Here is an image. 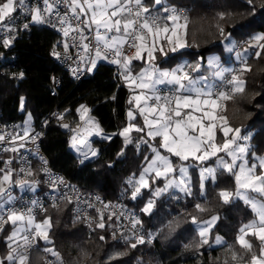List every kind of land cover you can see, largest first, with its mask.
<instances>
[{
  "label": "trees",
  "instance_id": "16d2710c",
  "mask_svg": "<svg viewBox=\"0 0 264 264\" xmlns=\"http://www.w3.org/2000/svg\"><path fill=\"white\" fill-rule=\"evenodd\" d=\"M144 4L149 9H159L148 0ZM167 4L186 9L189 23L185 49L167 55L157 53L155 61L162 68L173 69L185 61L196 65L201 60L205 62L213 53L225 60L224 43L229 38L235 39L242 50L243 46H250L255 36L264 35V0H251V4L248 0H167ZM217 25L223 28V34ZM57 40L54 31L36 25L29 36L17 40L8 51L0 48V54L16 56L18 71L23 73L21 80L11 79L1 74L0 68V110L7 121L24 123L30 114L32 123L37 124L55 107L61 110L70 108V119L78 122L77 109L87 105L104 134L112 139L97 142L99 157L81 164L69 150V135L50 126L43 145L53 169L110 199L123 194L127 203L138 212L141 222L148 229L158 231V241L155 251L147 245L131 248L132 242L113 238L109 225L89 234L82 224L72 222L70 206L65 204L59 210L49 209L38 219L51 218V243L39 239V247L32 253L30 264L37 260L43 264V257L48 254L43 252L45 247L59 252L63 264H109L108 258L115 252L125 254L110 264H141L147 256L154 264H251V255L259 256L260 241L254 236L247 237L253 245L249 253L240 247L237 237L241 234L240 228L254 221L256 215L244 202L231 198L225 203L219 195L221 191L235 195L237 184L233 173L219 170L215 179L206 182L203 192L199 169L193 167L190 169L191 195L177 199L173 193L167 192L155 197V186L163 182L158 181L140 197L132 198V190L125 181H132L140 175L152 155L151 149L159 147L158 143H149L145 131H133L127 143L120 135L130 123L139 127L143 124L139 117L134 122L129 121L133 92L122 79L116 78L114 65L99 61L95 72L77 85L51 55ZM253 50L247 60L252 70L243 77L245 91L228 100L223 112L229 126L241 128L242 134H251V160L264 156V50L259 58L255 52L260 49ZM53 74L63 79L59 96L51 94ZM173 161L176 166L181 164L179 158L174 157ZM149 199H154V207L145 213L142 209ZM213 216L218 219L212 225L211 239L198 247L201 238L196 224L211 221ZM193 217L196 223H193ZM10 232L8 226L0 237V258L9 252V244L4 239ZM101 236L105 239L100 240ZM217 236L223 242L213 247ZM234 252L237 253L236 260L232 258Z\"/></svg>",
  "mask_w": 264,
  "mask_h": 264
},
{
  "label": "snow or ice",
  "instance_id": "6c2138e0",
  "mask_svg": "<svg viewBox=\"0 0 264 264\" xmlns=\"http://www.w3.org/2000/svg\"><path fill=\"white\" fill-rule=\"evenodd\" d=\"M156 5H160L162 0H154ZM248 3L251 4V0H248ZM45 8L42 10L39 7L33 9L30 14L31 23H45L44 13H50L52 5L49 3V0H44ZM25 5V0H0V29H5L7 32L12 33L18 31L15 27V16L14 13L17 12L18 7L23 8ZM71 10L73 16L76 20L83 17L84 24L86 28L91 29L95 25L96 38L98 41L103 40L105 43V49L112 50L115 59L111 62L120 65L123 69L121 75L125 80H129L132 77L131 64L133 60H141L144 58V54L147 55V60L149 65H152V62L155 60V51H160L164 55L167 53L163 52V41H166L167 44L171 45L170 50L176 52L178 49L185 48L187 45L185 42L179 40L173 41V38L176 35L177 28H181L185 35L187 33V26L189 23V18L187 16L181 17L175 8L169 9L165 7L163 11L169 13L165 20L172 22V27L169 28L167 24L163 27L160 25L161 17L159 15H152L149 7L144 6L142 0H71ZM77 8L79 13H77ZM223 19V16L220 17ZM183 20V24H179L178 21ZM60 23L66 24L68 22L67 16L60 18ZM69 27H72L69 24ZM219 31L223 34V28L219 27ZM24 29L29 28V23L23 24ZM101 29L104 30L105 35L101 34ZM74 31L83 32V29L74 28ZM171 31L172 36H168L167 33ZM115 32L117 35L108 37L107 33ZM161 33L165 34L163 36V41L161 42L159 48L156 46V39L160 37ZM64 34L67 36V30H64ZM151 35L153 41L151 45L145 43L146 37ZM15 39L14 36L4 39L3 45L5 47L9 46L12 41ZM109 39L111 43H109ZM256 42V47L260 50L255 52V56L259 58L261 56V50H264V43H259L264 41V35H258L253 38ZM127 44L129 48H134V55H126L123 52V45ZM251 46V42H250ZM67 44L65 49H67ZM87 49V45L84 46ZM247 53V49H245ZM54 55L59 56L58 53H53ZM96 57L101 58V49L97 47ZM103 58H107L105 55ZM237 58L241 61V66L238 69H227L223 68L219 64L217 57H210L208 59V67L212 70L211 74L215 78L226 82L229 85L228 90L226 91H214V85L208 83L207 76H198L195 79L190 75L189 72H185L184 68L189 67L187 64L178 65L176 68L171 70H160L159 68L152 67L151 71L148 68L143 69L135 79L139 81V87L141 89H149L155 91L156 84L168 83L175 85V95L174 97H165V103L159 107H149L147 111L158 114L155 115L153 119L149 120L146 116L145 126L148 128L146 135L152 139L156 137H161L160 147L165 149L171 155L180 158V160L186 161L189 156H194L197 160L204 161L209 159L211 156H215L219 152H225L227 155L232 156V163H227L222 157L218 158V164L223 165V167L228 172H233V168L236 162V152L244 153L246 151L245 147L233 148V144L238 139L247 140L248 137H240L241 128H233L229 126L228 120L226 117L219 115L215 110H223L221 101L232 100L236 94H242L245 91L246 81L244 80V74L250 72L251 66L247 64V59L245 56H241L240 53H237ZM95 60L91 61L93 67H95ZM201 65L197 63L194 66V71H199ZM91 70V69H89ZM74 72L76 69L73 70ZM226 73L231 75L230 79L226 78ZM21 78L23 73L20 74ZM187 93V94H186ZM194 94V95H193ZM142 97L137 95L135 100L137 102V108L141 115H144L146 109L140 106V100ZM155 101H161V96L155 95ZM174 101V107H173ZM23 104V98L21 100ZM131 103V101H130ZM201 105L205 108H211L213 111H203L201 117H194L190 113L182 112L181 109H192L197 111L200 109ZM85 112L88 111L83 105L81 106ZM79 111V110H78ZM130 119H134L133 112L130 110L128 112ZM83 119V116L81 117ZM207 120L208 123L205 124L204 120ZM216 120H220L222 123L220 125V130L223 132V141L220 144L215 142V129L217 128ZM63 127H69L68 125H63ZM135 130L136 132H144L143 127L135 126L129 124L128 127H125L120 135L125 136V141L128 140L127 134ZM229 133H234L229 137ZM28 135L27 129L25 130V136ZM111 137L105 136V139H110ZM3 139V137H0ZM35 139V137H33ZM76 137H73L75 142ZM146 142V141H145ZM73 147H76L73 143ZM77 151L81 153L84 159H88L89 152L84 151L81 148H77ZM92 156H96L98 153L89 148ZM152 151L155 153V158L149 164V167L144 170V173L140 176L139 183L147 188L148 183L145 180V175L156 168L157 161H160L163 166V171L156 169V176L165 175V173L173 170L172 162L167 156H162L159 150L155 147L152 148ZM202 152L203 155L197 156L196 153ZM83 163V160H81ZM260 166L264 169V158H260ZM256 165L253 164L250 168L247 167V161L245 160L243 164L239 166V173H233L235 175V180L237 184V191L235 196L243 199L246 204H250L253 211L256 213L258 220L252 221L240 228L239 232L241 233L237 237V243L242 249L251 253L252 252V243L250 240L246 239V236H254L260 241V251L259 256L256 254L251 255V264H264V203H258L255 199L251 198L247 192H241L240 189H246L252 192H256L261 196H264V171H261L259 175L255 174ZM187 169L184 167L180 168L181 175L186 173ZM212 175L214 169L208 168L203 169L201 172V189H203V180L204 172ZM4 180H8L9 176L5 175ZM63 181H61L62 183ZM131 183V181H130ZM183 183V181L181 182ZM26 182L21 183V187H24ZM31 187V185H28ZM171 184H166L164 188L156 189L154 195L159 196L170 187ZM176 187L180 188L181 191L185 192L187 195H191L190 187H180V184H177ZM140 187H135L132 191V198L136 199L140 194ZM6 190L2 186V181H0V198L5 194ZM220 197L224 200L225 203L230 201V198L233 196V193L228 191H221L219 193ZM8 199L11 200L13 197L9 194ZM36 202H33L35 206ZM154 206V201L149 199L147 204L142 209L143 212L149 213ZM55 207V204H53ZM198 209L203 211L200 205H196ZM29 209V213H31ZM25 217L23 213H18L12 211L8 214L7 220L5 221L3 217H0V224L10 221L13 225H16L18 221H24ZM218 217L213 216L211 221L205 222L204 225L199 226V237L200 244L208 243L207 236L209 230L214 224ZM193 223H196V218H192ZM136 223H139L138 220L134 221V226ZM34 224V217L29 215L27 224L23 229H16L8 237L10 242L9 252L6 257L0 258V264H29V255L28 249L32 247V242L37 239H43L46 243H51L48 235V229L51 227V218H45L41 223H35L34 233L26 234L23 236L24 251L19 250V245L17 248L12 247V243L17 236L19 231H24L29 233L31 226ZM97 227L104 228L103 217H101V222L98 223ZM113 238L115 239V233H113ZM103 236L100 237V240H104ZM126 240L130 239L125 237ZM135 243H130L131 248H136L138 244H144L145 239L141 236L135 237ZM216 243L221 244L222 240L219 236L216 237ZM43 252L50 254L53 257L57 258L58 264H63L62 258L60 257L59 252L55 251L53 248L45 247ZM125 253L115 252L109 256V264L112 260L122 257ZM233 260L237 259V253H233ZM35 264H39L37 260ZM47 264H52L51 261H48ZM142 264V262H141Z\"/></svg>",
  "mask_w": 264,
  "mask_h": 264
},
{
  "label": "built area",
  "instance_id": "2783aa9c",
  "mask_svg": "<svg viewBox=\"0 0 264 264\" xmlns=\"http://www.w3.org/2000/svg\"><path fill=\"white\" fill-rule=\"evenodd\" d=\"M144 4V0H142ZM52 5L50 13H44L45 23H31V11L37 7L45 8L44 0H25V5L13 15L15 16L16 32L9 33L5 29H0V48L3 51L11 49L15 42L19 39L27 37L33 31L34 26L50 29L58 35V40L51 50V55L57 65L65 71L70 79L79 84L89 74H93L97 68V64L101 60L111 61L115 59L112 50L105 49V45L100 43L96 38L95 25L91 29L86 28L84 19L76 20L70 7L69 0H49ZM145 6V4H144ZM175 8L181 17L187 16V10L171 4H166L158 10L150 9L152 15H159L161 17L160 25L166 21L164 17L169 15L163 9ZM67 16L68 22L66 24L60 23V18ZM29 23V28L24 29L23 24ZM69 24L72 27H69ZM74 28L83 29V32L74 31ZM67 30V36L64 34ZM101 34L105 35L104 30L101 29ZM108 37L116 35L115 32L107 33ZM14 36L12 43L5 47L3 40ZM109 43L111 40L109 39ZM67 44V49L65 45ZM87 45V49L84 47ZM101 49V58L96 57V49ZM123 52L126 55H134L135 49L129 48L127 44L123 45ZM241 48H237L235 52H240ZM58 53L59 56L53 53ZM107 55V58H103ZM95 60V67L92 66L91 61ZM16 56L13 54H0V68L1 74L8 75L11 79L21 80L20 74L16 66ZM115 67V76L123 80L121 72L122 67L116 63H112ZM76 69L74 72L73 70ZM91 69V70H89ZM231 75L227 78L230 79ZM63 86V79L61 76L53 74L51 76V94L52 96H59L60 90ZM176 86H164L158 88L154 92L155 95L161 96L159 103L164 104L165 97H174ZM229 85L223 82L216 86L214 91H226ZM174 107V101H173ZM71 109L61 110L59 107L43 117L37 124L31 125L27 128L28 135L25 136V122H11L5 119V115L0 110V181L6 192L0 198V217L6 221L10 212L15 211L24 214V221L28 220L29 215L34 217V220L45 216L49 209L59 210L65 204L70 206L71 220L75 224H82L89 234H92L97 228L98 223H103L106 227L108 221H113L117 226V235L119 241L135 243L136 236H143L144 244L152 251L157 248L158 231L148 229L140 220V216L136 209L127 203L124 196L121 194L117 199H110L96 190L90 189L76 181L71 180L65 174L55 171L52 167L51 160L44 150L43 142L46 137L47 130L50 126L60 128L62 132L69 135V150L80 161L83 160L85 164L93 161L99 157V148L97 142H109L110 139H105L103 131H99L90 123L89 119L85 121L75 122L70 119ZM91 117V115H90ZM68 125L69 127H63ZM76 137L75 142L73 137ZM35 137V139H33ZM110 137V136H109ZM75 143L76 147H73ZM77 148L89 152L88 159H84ZM91 150L98 154L92 156ZM5 175L9 176L8 180H4ZM61 181H63L61 183ZM26 182L24 187L21 183ZM28 185H31L29 187ZM125 185L131 190L134 185L130 180L125 181ZM13 199L9 200L8 195ZM36 202L35 206L33 202ZM55 204V207H53ZM31 209V213H29ZM138 220L134 226V221ZM10 221L0 224V234L5 230ZM34 233V228L29 230V233ZM125 237L130 238L128 240ZM24 240L19 243V250L24 251ZM39 247V239L32 242V247L28 249L29 259L32 253ZM51 261L52 264H58L56 259L50 254H45L43 257V264ZM142 264H154L150 258L143 261Z\"/></svg>",
  "mask_w": 264,
  "mask_h": 264
},
{
  "label": "crops",
  "instance_id": "0c3cea01",
  "mask_svg": "<svg viewBox=\"0 0 264 264\" xmlns=\"http://www.w3.org/2000/svg\"><path fill=\"white\" fill-rule=\"evenodd\" d=\"M145 1V0H144ZM149 2H150V4L153 6V7H156V8H161L162 6H156L155 5V3H154V0H148ZM147 2V1H146ZM178 23L179 24H183V21L182 20H180V21H178ZM165 24H167L168 26H169V28H171L172 27V22L171 21H165L164 23H163V25L161 26V27H163ZM163 34V33H162ZM117 35V34H116ZM167 35L168 36H172V33H171V31H169L168 33H167ZM180 35V36H183L184 35V42L186 43V35H185V33H184V31L181 29V28H177V30H176V35L174 36V37H172L173 38V41H174V43H175V41H176V39L178 38V36ZM151 38H153L151 35H148L147 37H146V41L145 42H148V40L150 39V40H152ZM100 43H102L103 45H105V43H104V41L103 40H100L99 41ZM152 43V42H151ZM186 48V47H185ZM237 49V47L234 49V52H235V50ZM224 50H225V47H224ZM243 50V49H242ZM182 51V50H181ZM156 52V51H155ZM176 53V52H180V51H176V52H172L171 50H168L167 52H165V53ZM157 53V52H156ZM225 53H226V51H225ZM240 53V52H239ZM155 54V53H154ZM251 54H252V52H251ZM226 55H227V59H222L221 58V61L219 62V64L223 67V68H227V69H238L240 66H241V62H239V63H234L235 62V60H234V57H233V55L232 54H227L226 53ZM209 56V55H208ZM208 56H207V58H208ZM207 58H206V61L204 62L203 61V64H205V63H207ZM249 58V57H248ZM248 58H247V60H248ZM156 60V59H155ZM153 61L152 62V65H149V63H148V60H147V55H146V53L144 54V58L143 59H141V60H133L132 61V64H131V72H132V77L129 79V80H125L124 78H123V81H124V83H125V85L133 92V94H134V92L135 91H137V87L136 86H138L139 85V81L138 80H136L135 79V77L143 70V69H145V68H148L150 71H151V68L154 66V67H156V68H159L160 70H171V69H166V68H162L161 66H159L158 64H156V61ZM201 62V61H200ZM199 62V63H200ZM187 63V65H189V67H185L184 68V71L185 72H189L190 73V75L195 79L196 77H198V76H201V75H203V76H206L207 75V77H208V83L209 84H212V85H214L215 87H214V89L216 88V86L217 85H219V84H221V83H223L224 81H221V80H215V81H212L211 80V69H209V67L208 66H204V68H203V70L202 71H200V72H198V71H194L193 69H194V64H191V63H189L188 61H185V63L183 62L182 64H186ZM231 63H234L235 64V68H232L230 65H231ZM181 65V64H180ZM176 68V67H175ZM174 69V68H173ZM226 75V78H228L229 76H230V74H228V73H226L225 74ZM134 80H136V84H135V86L134 85H132V86H130L131 85V83L134 81ZM133 86H134V88H133ZM164 86H175V85H172V84H168V83H163V84H160L158 87H155V90H157L158 88H161V87H164ZM154 92L155 91H152V90H149V89H147V90H145L144 91V93H143V95L141 96L142 97V99L140 100V106L141 107H144L145 109H146V111L144 112V115H141L140 114V112H139V109L137 108V102H136V100L134 99V97H132V103H133V105H132V108L130 109L131 111H133L134 112V114H135V118L133 119V120H129L130 122H134L138 117L140 118V120H141V123L143 124V127H144V129H145V132L147 133V131H148V128L145 126V120H144V118H145V116L149 119V120H151V119H153L154 118V116L155 115H158V114H155V113H152V112H149V111H147V109L149 108V107H159L160 105H162L161 103H159V102H157V101H155V99H154ZM187 94V93H186ZM194 95V94H193ZM225 102H227V101H225ZM225 102L224 101H221V105H222V108H223V110H220V109H217V110H215V112L216 113H218L219 115H221V116H223V112H224V109H225ZM82 106V105H81ZM81 106L77 109V115H78V117H79V120L80 121H85V120H88L89 119V121H90V123L91 124H93V126H95V128L97 129V130H101V131H103L102 130V128H101V126L99 125V123L97 122V120H95L93 117H92V110L91 109H89L88 108V106L87 105H83L88 111H84L83 109H81ZM79 110V111H78ZM129 110V111H130ZM205 110H207V111H213V109H211V108H205V106H203V105H201V107H200V109L199 110H197V111H193L192 109H181V111L182 112H187V113H190L191 115H193L194 117H201L202 116V113H203V111H205ZM90 115H91V117H90ZM83 116V119H81V117ZM129 118V117H128ZM204 123L205 124H207L208 123V121L205 119L204 120ZM215 123L217 124V128L215 129V142L217 143V144H220V143H222V141H223V132L220 130V125H221V121L220 120H216L215 121ZM131 124H133V125H135V126H137L135 123H131ZM133 131H135V130H132V132ZM131 132V133H132ZM130 133V134H131ZM241 134V136H248L249 137V139H248V144L246 145V146H241V145H243L244 144V142H242L241 140H237L238 142H235L234 144H233V148H236L237 146H239V144H240V146L239 147H245L246 148V151L244 152V153H240V152H236L235 154H236V157H237V159H236V162H235V166H234V168H233V172H231V173H239V166L241 165V164H243L244 163V161L246 160L247 161V167H251L253 164H255V165H257V172L258 173H260L261 171H263L262 170V168H261V166H260V162H259V159L260 158H263L264 156H262V157H255V158H253V160H251L250 158H249V151H250V149H251V144H250V139H251V134H242V133H240ZM232 135H234V133H229V137H231ZM106 136H109V135H106ZM123 136V135H122ZM110 137H112V136H110ZM125 137V136H124ZM147 138L149 139V143H151V142H157L158 143V146L159 147H155V148H157L158 150H159V152H160V154L162 155V156H167L170 160H171V162H172V168H173V170L172 171H170V172H167V173H165V175H162V176H159V177H157L156 176V174H155V172H156V169L158 168L159 170H161V171H163V166L161 165V163H160V161H157V165H156V168H154L153 170H151V171H149L147 174H146V176L149 178V180H150V185H151V187H152V185L154 184L155 185V183H157L158 181H163L162 183H160L159 185H156L155 187V191H156V189H158V188H164L165 187V185L166 184H170L171 183V185L173 186V184H174V181H176V178L179 176V169H180V167L182 166V165H188V166H190V168H189V177H190V169L191 168H193V167H198V169H199V173H200V176H201V172H202V170L203 169H208V168H211V169H214V173L212 174V175H210L211 176V178L210 179H215V176H216V173L219 171V170H225V171H227L224 167H223V165H220V164H218V158H223L227 163H229V164H231L232 163V160H233V158H232V156H229V155H227L225 152H219V153H217L215 156H211L209 159H206V160H204V161H200V160H197L194 156H189V158H188V160H186V161H183V160H180V158H179V160L181 161V164H179L178 166H176L175 165V163H174V161H173V158L175 157V156H173V155H171L170 153H168L165 149H163L162 147H160V144H161V137H156L155 139H152V138H150V137H148L147 136ZM128 140H130V135L128 136ZM151 157H150V159H149V161L146 163V165L144 166V168H143V170H142V172L140 173V175L137 177V178H134L133 180H132V184L136 187V184H135V182H133L134 180H138V178L141 176V174L142 173H144V170L146 169V168H148L149 167V164L151 163V161L155 158V153L152 151V149H151ZM196 155L197 156H199V155H203V153L202 152H200V153H196ZM176 158H178V157H176ZM228 172V171H227ZM209 179V180H210ZM172 180V181H171ZM158 184V183H157ZM189 186H190V189H191V179L189 178ZM134 190V187H133V189H132V191ZM149 190V189H148ZM167 192H171V193H173L174 194V191H171L170 189L169 190H166L165 192H163V193H167ZM162 193V194H163ZM254 195H256L255 193H253ZM175 195V197L177 198V199H179L180 197H182L181 195H176V194H174ZM160 196V195H159ZM231 198H233L234 199V196L233 197H231ZM36 221V220H35ZM38 221V220H37ZM26 224H27V220L26 221H18L17 222V224L16 225H13L11 222L6 226V228H5V230L7 229V227L9 226L10 227V229H11V232H10V234L4 239L5 240V242H8V244L10 243L9 241H8V237L12 234V232L14 231V230H16V229H23V228H25V226H26ZM30 229H32V228H30ZM4 230V231H5ZM4 231L0 234V237H1V235L4 233ZM21 238H22V240L21 241H19L18 243H17V245H13L12 244V247L13 248H17V246L19 245V243L20 242H22L23 241V236L25 235V232L24 231H21ZM43 240V239H42ZM44 241V240H43ZM12 243V242H11ZM7 262V261H6ZM29 264H30V259H29Z\"/></svg>",
  "mask_w": 264,
  "mask_h": 264
},
{
  "label": "rangeland",
  "instance_id": "374dc122",
  "mask_svg": "<svg viewBox=\"0 0 264 264\" xmlns=\"http://www.w3.org/2000/svg\"><path fill=\"white\" fill-rule=\"evenodd\" d=\"M70 1V5H71V0H69ZM155 3V2H154ZM167 4V0H162V3L160 4V5H156V6H164V5H166ZM77 13H79V9L77 8ZM183 21V20H182ZM165 34H162L161 33V35H160V37L159 38H157L156 39V41H155V43H156V46H157V49L159 48V46H160V44H161V42L163 41V36H164ZM178 36V35H177ZM152 40H148V42H145L146 44H148V45H151V42L153 41V38H151ZM177 40H179V41H181V42H184V35L183 36H178V38L176 39V41ZM260 43V42H259ZM256 42L255 41H253L252 43H251V47L249 46H243V50H241L240 51V54H241V56H245L246 57V59L248 58V57H250L251 56V52L252 51H254L253 49L254 48H257L256 46ZM252 46L254 47L253 49H252ZM224 47H225V51H226V53L228 54H232L233 55V57H234V60H235V62L234 63H239V62H241L240 61V59H238L237 58V53H239V52H234V49L237 47H239V48H241L240 47V44L235 40V39H233V38H229L225 43H224ZM170 48H171V45H169V44H167V42L166 41H163V52L165 53V52H167L168 50H170ZM183 49H185V48H181V49H178L177 51H181V50H183ZM245 49H247V53H245ZM157 53H161L160 51H156ZM155 52V57H156V55H157V53ZM163 54V53H162ZM210 57H217L218 58V60H219V62L221 61V57L218 55V54H216V53H213V54H210L209 56H208V58H207V63H205V64H203V61L201 60V62L199 63L200 65H201V67H200V69H199V71L198 72H200V71H202L203 70V68H204V66H208V59L210 58ZM156 59V58H155ZM185 63V62H184ZM234 63H231V67L232 68H235L236 66H235V64ZM187 64V63H186ZM182 65V64H181ZM195 66V65H194ZM212 72V71H211ZM211 76V80L212 81H215V80H218L217 78H215L214 76H212V74H210ZM202 76V75H201ZM207 76V75H206ZM136 82V80H134L132 83H131V85L130 86H132V85H134L135 86V83ZM160 84H156L155 85V87H158ZM134 86H133V88H134ZM137 88V91H135L134 92V94H133V97H134V99H135V97L137 96V95H140V96H142L143 95V93H144V91L145 90H147V89H141L140 87H139V85L138 86H136ZM135 89V88H134ZM225 102V101H224ZM226 103V102H225ZM133 112V111H132ZM133 116H134V118H135V114H134V112H133ZM129 117V116H128ZM129 120H133V119H130L129 118ZM31 125H33V123H32V116L30 115V114H28L27 115V118H26V122H25V128L27 129V128H29ZM132 131H130L128 134H127V136H129L130 135V133H131ZM240 137H248V136H241V134H240ZM248 139H249V137H248ZM248 139L247 140H244V139H239V140H241L242 142H244V144L243 145H241V146H246L247 144H248ZM238 140V141H239ZM238 141H236V142H238ZM246 144V145H245ZM239 146H240V144H239ZM264 158V157H263ZM259 162H260V159H259ZM257 166V165H256ZM181 167H184V168H186L187 169V171H186V173L184 174V175H181V173H180V169H179V176L176 178V181H174V184H173V186L171 185L170 187H168L167 188V190H171V191H174V194H176V195H181V196H185V195H187L185 192H183V191H181L180 190V188H178V187H176V185L177 184H180V187L182 188V187H186V186H188V187H190L189 186V168H190V166H188V165H182ZM180 167V168H181ZM249 168V167H248ZM257 168V167H256ZM257 170V169H256ZM255 170V174L256 175H259L260 173H258L257 171ZM263 171H264V169H262ZM203 175H204V180H203V185H204V187H203V192H204V189H205V184H206V182L211 178V176H210V174L209 173H207L206 171L203 173ZM145 180L147 181V183H148V187L147 188H145V187H143L140 183H139V181H140V177L138 178V180H134L133 182H135V184H136V187H140V189H141V191H140V194L137 196V197H140L141 195H142V193H143V191L144 190H148V189H151V185H150V180H149V178L145 175ZM172 181V180H171ZM183 181V183H181ZM171 184V183H170ZM240 191L241 192H247V194L251 197V198H253V199H255L256 201H257V203H258V206H259V204L260 203H264V196H261V195H259L258 193H256V192H252V191H249V190H246V189H240ZM155 193V192H154ZM253 193H255L256 195H254ZM121 195V194H120ZM123 195V194H122ZM155 197H158V196H156L155 195ZM234 199L235 200H240V201H242V202H244V200L243 199H240V198H238V197H236L235 195H234ZM230 200H231V198H230ZM153 201H154V199H153ZM245 203V202H244ZM246 204V203H245ZM246 205H249L250 206V208L252 209V207H251V205L250 204H246ZM154 207V206H153ZM153 209V208H152ZM152 209H151V211H152ZM253 210V209H252ZM150 211V212H151ZM255 213V212H254ZM255 215H256V213H255ZM255 220H258V217H257V215H256V218H255ZM254 220V221H255ZM43 220H41V221H35L34 220V224L31 226V228H34V225H35V223H41ZM107 225H109L110 226V229H111V231H113L112 233H115V237L117 238V240L119 239V236L117 235V226H116V224L111 220V221H108V223H107ZM202 225H204V223H201V224H196V227H197V229L199 230V226H202ZM50 229H51V227L48 229V235H49V233H50ZM212 229H213V226L210 228V230H209V234H208V236H207V239L209 240V239H211V233H212ZM21 231H19L18 233H17V236L15 237V239H14V241L12 242V244L13 245H17V243L19 242V241H21L22 240V238H21ZM247 237L248 236H246V239H247ZM222 240V239H221ZM127 242V241H126ZM129 242V241H128ZM223 242V241H222ZM222 244V243H221ZM221 244H217L216 243V238L214 239V243H213V247H218V246H220Z\"/></svg>",
  "mask_w": 264,
  "mask_h": 264
}]
</instances>
